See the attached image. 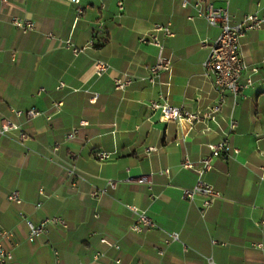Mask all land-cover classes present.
Here are the masks:
<instances>
[{"label":"crops","instance_id":"obj_1","mask_svg":"<svg viewBox=\"0 0 264 264\" xmlns=\"http://www.w3.org/2000/svg\"><path fill=\"white\" fill-rule=\"evenodd\" d=\"M200 1L81 0L78 14L67 0H0V123L30 137L22 144L13 133L0 135V234H10L2 244L13 256L4 264H264V28L240 40L243 61L257 68L242 77L250 85L237 96L226 92L219 113L203 117L219 100L202 64L220 30L200 16ZM203 1L234 22L264 16V0ZM13 17L34 30L21 32ZM158 24L173 33L159 34L172 67L151 81L158 51L139 39ZM98 61L109 65L100 75ZM116 78L130 84L118 91ZM152 103L200 112L201 120L161 121ZM30 110L38 115L28 117ZM224 139L239 153L211 160L202 179L221 197L202 215V197L180 198L198 179L182 164L198 167ZM98 152L111 157L99 162ZM107 180L116 188L94 201L90 193ZM13 191L21 204L7 200ZM127 205L146 211L156 227L132 231ZM20 212L35 224L60 217L67 227L49 226L29 242Z\"/></svg>","mask_w":264,"mask_h":264},{"label":"built area","instance_id":"obj_2","mask_svg":"<svg viewBox=\"0 0 264 264\" xmlns=\"http://www.w3.org/2000/svg\"><path fill=\"white\" fill-rule=\"evenodd\" d=\"M179 1L182 7H186L188 4L187 0ZM67 2L75 7L76 13L79 14L82 12L81 0H67ZM200 5L203 6V11L200 13V16L205 19L210 26L217 27L220 30L217 38L208 45V56L202 64L204 74L211 80L212 87L219 97L218 102L210 108V112L207 115H202L203 117H210L212 119L214 115L219 113L220 108L224 105L225 93L228 92L233 96H237L251 83L250 76H248L244 82L242 80L243 75L247 73L249 75H253L257 72L256 67H251L243 61L240 53V40L246 33L264 28V16L250 14L245 15L241 20L234 22L227 10L216 9L210 2L203 0H201L199 3H196L195 7L198 8ZM117 9L119 15L123 10V3L121 1L117 3ZM11 22L15 28L19 29L23 33L32 31L35 28L34 23L30 21H23L15 17L12 18ZM159 34L164 38H170L173 36L169 25L158 24L154 25L150 32L142 35L139 39L140 43L152 45L156 47L158 51L156 63L148 70L151 81H153V78L161 72H170L172 67L171 60L164 55V44ZM64 44L67 47L70 46L69 41H65ZM200 45L206 46L207 43L205 40H202L200 41ZM89 46H92V41H90ZM73 52L77 53V50L74 49ZM108 68L109 65L105 62L98 61L95 63V73L97 75L105 73ZM113 84L116 90L123 91L130 84V80L128 78H116L114 79ZM59 106L60 104H57V107ZM151 107L154 110H158L160 112L161 121H180L182 119H186L190 122H197L201 120L200 112H183L182 114L177 107L158 103H152ZM14 114L19 116L22 113L20 111H14ZM37 115L38 114L32 110L27 112V116L30 118H33ZM85 124V122H81L79 123L78 127H83ZM78 127L72 128L64 135V138L66 140L74 139ZM236 127L237 123L231 122L230 128L235 129ZM10 133L15 134L16 140L22 144L28 142L30 139L29 135L22 131L18 125L7 120H2L0 123V135H8ZM209 148L210 154L199 161L198 167H194L187 161L182 164L184 168L195 170V172L198 174V179L193 187L181 190L180 198L184 201H192L198 196L202 197V215L215 203V201L221 197L218 191L214 190L211 185L202 179L203 174L211 169V160L221 156L230 158L239 153V150L235 147H232L226 139L219 143L210 145ZM151 151H153V149H148V152ZM110 157V153L98 152L95 154V158L99 162L105 161ZM69 174L73 175L74 173L70 171ZM162 174L168 176L169 171L164 170ZM262 176H264V170H262ZM136 182L138 184L148 183L145 177H139L136 179ZM116 185V181L107 180L106 186L92 191L90 193V197L96 201L100 197L106 195L109 190L115 189ZM7 200L17 205L21 204V199L17 191L11 192L7 196ZM36 207L39 208L40 204H37ZM126 208L129 209L133 215V223L131 225L132 231L147 232L156 227L155 223L148 216L146 211L141 210L133 205H127ZM19 216L24 219L28 228L27 240L29 242H34L37 238L44 235L49 226H59L61 228L67 227L66 222L60 217L44 218L40 223L35 224L32 221L26 219L23 216V213L20 212ZM9 236L10 234L7 232L0 234V264L11 261L13 257L12 252L6 249L2 244V239H6ZM171 239L172 241H177L178 235L172 234ZM101 243L116 250L119 248L118 245L110 243L105 239H102ZM212 243L217 244L215 241ZM157 253L158 255H162V249H158ZM55 259L57 262L56 252ZM210 264L214 263L210 261Z\"/></svg>","mask_w":264,"mask_h":264}]
</instances>
